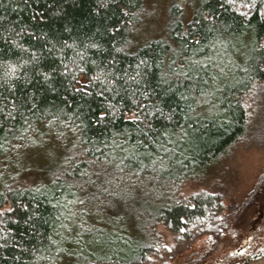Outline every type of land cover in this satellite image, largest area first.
I'll return each instance as SVG.
<instances>
[{
  "label": "trees",
  "instance_id": "trees-1",
  "mask_svg": "<svg viewBox=\"0 0 264 264\" xmlns=\"http://www.w3.org/2000/svg\"><path fill=\"white\" fill-rule=\"evenodd\" d=\"M188 2L148 35L142 0H0V264H142L223 228L220 194L181 189L259 105L264 0Z\"/></svg>",
  "mask_w": 264,
  "mask_h": 264
},
{
  "label": "rangeland",
  "instance_id": "rangeland-1",
  "mask_svg": "<svg viewBox=\"0 0 264 264\" xmlns=\"http://www.w3.org/2000/svg\"><path fill=\"white\" fill-rule=\"evenodd\" d=\"M142 1V10L138 13L132 26H135L139 32L147 26L148 35H155V32H159L161 26L167 25L168 8L171 4L178 2L183 4L186 10L185 14L190 6L189 0ZM258 100L259 105L250 110V120L246 132L229 147L227 152L219 159L218 164L205 174L196 179L188 180L182 185L181 192L184 196L197 190L220 194L222 201L220 215L224 224L222 230L225 231L232 230L233 215L238 214L244 219V217L252 214L250 210L253 208L251 197L253 190L256 188L264 191V90L259 91ZM157 196L156 192L152 193V198H157ZM259 198L262 203L257 206V214L261 215L264 214V193ZM148 206L143 201L136 204L129 202L128 205L120 203V207L128 213L129 217H131L134 210L138 209L143 212L144 210L148 211L147 213L150 214L153 213L155 208ZM131 218L133 220V217ZM155 232L160 243L169 246L174 242V237L160 223L156 225ZM214 237L215 235L211 232L195 235L186 246L180 248L178 252L170 257H152L142 264L213 263L211 259L214 256ZM90 246L93 247L92 250L89 248L92 254L91 259H96L97 253L93 251L94 249L97 250L98 247L93 246V244Z\"/></svg>",
  "mask_w": 264,
  "mask_h": 264
},
{
  "label": "flooded vegetation",
  "instance_id": "flooded-vegetation-1",
  "mask_svg": "<svg viewBox=\"0 0 264 264\" xmlns=\"http://www.w3.org/2000/svg\"><path fill=\"white\" fill-rule=\"evenodd\" d=\"M263 193V189L256 188L251 193V215L244 219L238 214L233 215L232 230L221 229L213 233V263L202 264H264V214H257V206L262 203L259 197Z\"/></svg>",
  "mask_w": 264,
  "mask_h": 264
}]
</instances>
